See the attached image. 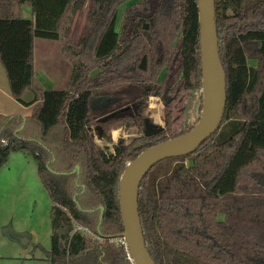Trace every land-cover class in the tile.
I'll list each match as a JSON object with an SVG mask.
<instances>
[{
    "label": "trees",
    "instance_id": "1",
    "mask_svg": "<svg viewBox=\"0 0 264 264\" xmlns=\"http://www.w3.org/2000/svg\"><path fill=\"white\" fill-rule=\"evenodd\" d=\"M27 3L30 17L21 14ZM83 3L0 0V61L14 98L33 105L29 115L0 113V166L13 151L35 159L52 201L50 264H135L120 240L119 182L139 153L201 115L198 0H91L86 33L74 42L66 32ZM215 4L227 84L221 125L195 151L170 156L173 168L148 171L138 189L156 264H264V0ZM37 38L58 40L71 64L61 89L36 80ZM181 90L200 95L193 123L174 132ZM151 96L163 101L164 126L148 112ZM121 126L139 136L119 138L110 155L98 139L112 141Z\"/></svg>",
    "mask_w": 264,
    "mask_h": 264
},
{
    "label": "rangeland",
    "instance_id": "2",
    "mask_svg": "<svg viewBox=\"0 0 264 264\" xmlns=\"http://www.w3.org/2000/svg\"><path fill=\"white\" fill-rule=\"evenodd\" d=\"M90 1L84 0L66 32V37L74 42L80 41L86 33ZM123 8L124 6L119 10L117 28L122 19ZM249 63L255 65L257 60L250 59ZM35 65L39 80L48 89L63 88L72 68L61 52L60 42L47 38L36 40ZM199 95V90H181L178 93L173 101L174 132L188 128L193 123V109ZM148 112L156 124L165 125L164 104L160 97L149 98ZM138 136L136 128L121 126L112 131V141L98 139V142L105 145L108 154L112 155L113 146L119 138L129 143ZM169 163L170 168H173L175 161L171 157L161 159L149 169L148 174L156 169H165ZM51 207L52 201L40 179L35 159L20 151L11 152L7 163L0 166V264H50L46 258L52 246L54 231ZM219 218H223V214ZM10 232L27 234L31 240L28 245H23Z\"/></svg>",
    "mask_w": 264,
    "mask_h": 264
},
{
    "label": "water",
    "instance_id": "3",
    "mask_svg": "<svg viewBox=\"0 0 264 264\" xmlns=\"http://www.w3.org/2000/svg\"><path fill=\"white\" fill-rule=\"evenodd\" d=\"M198 14L203 94L201 115L185 132L144 149L127 164L120 178L119 197L124 225L121 236L135 264H156L146 247L138 209V189L142 179L161 159L195 151L219 129L224 116L227 84L219 54L215 0H198ZM10 233L23 245L29 244L27 234Z\"/></svg>",
    "mask_w": 264,
    "mask_h": 264
},
{
    "label": "crops",
    "instance_id": "4",
    "mask_svg": "<svg viewBox=\"0 0 264 264\" xmlns=\"http://www.w3.org/2000/svg\"><path fill=\"white\" fill-rule=\"evenodd\" d=\"M21 14L24 17H30L32 14L31 13V5L28 3L22 4ZM37 39H35V48H36V40ZM34 66H35L36 80L42 84V82L39 80L37 73H36L35 58H34ZM24 97L26 99H30L32 97V92L30 90H27L24 94ZM32 107H33V105H29V106L24 105L23 103L16 100V98H14V96L12 95L11 89H10L9 80H8L5 68L3 67V65L0 61V113L29 115L32 111ZM193 111H194V109H193Z\"/></svg>",
    "mask_w": 264,
    "mask_h": 264
},
{
    "label": "built area",
    "instance_id": "5",
    "mask_svg": "<svg viewBox=\"0 0 264 264\" xmlns=\"http://www.w3.org/2000/svg\"><path fill=\"white\" fill-rule=\"evenodd\" d=\"M76 229H79V230H83V231H85L86 233H88V234H90V231L88 230V229H86V228H84L83 226H81V225H78L77 227H75ZM120 240H122L125 244H126V241H125V239L122 237V239H120Z\"/></svg>",
    "mask_w": 264,
    "mask_h": 264
}]
</instances>
